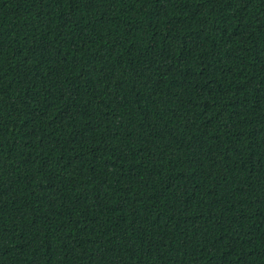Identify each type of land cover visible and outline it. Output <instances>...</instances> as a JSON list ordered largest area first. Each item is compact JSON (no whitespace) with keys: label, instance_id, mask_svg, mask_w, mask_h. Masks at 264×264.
<instances>
[{"label":"trees","instance_id":"1","mask_svg":"<svg viewBox=\"0 0 264 264\" xmlns=\"http://www.w3.org/2000/svg\"><path fill=\"white\" fill-rule=\"evenodd\" d=\"M0 264H264V0H0Z\"/></svg>","mask_w":264,"mask_h":264},{"label":"bare ground","instance_id":"2","mask_svg":"<svg viewBox=\"0 0 264 264\" xmlns=\"http://www.w3.org/2000/svg\"><path fill=\"white\" fill-rule=\"evenodd\" d=\"M192 37V36H191ZM199 43V42H198Z\"/></svg>","mask_w":264,"mask_h":264}]
</instances>
